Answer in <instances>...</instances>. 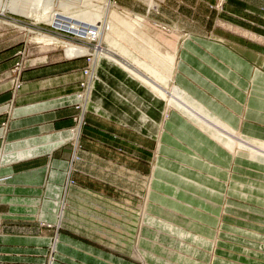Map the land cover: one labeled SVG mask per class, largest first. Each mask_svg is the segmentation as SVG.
<instances>
[{"label": "crops", "instance_id": "obj_1", "mask_svg": "<svg viewBox=\"0 0 264 264\" xmlns=\"http://www.w3.org/2000/svg\"><path fill=\"white\" fill-rule=\"evenodd\" d=\"M194 1V8L207 3ZM215 1L230 14H238L237 22L244 27L236 33L221 29L212 36L204 33V26L182 28L189 39L180 50L181 34L161 35L146 18L111 6L106 17L109 29L98 39L109 44L110 52L120 43L136 42V50L124 51L134 71L165 91L176 84L189 105L201 113H216L214 121L233 132L234 145L244 143L240 136L264 143V0ZM147 7H154L152 0ZM97 57L95 73L91 69L87 75L89 100L79 111L81 61L25 69L16 89L7 77L0 81V264H45L51 247L59 253L53 264H264V167L238 158L233 147L231 152L224 145L220 148L186 116L171 112L164 118V104L153 88L113 59ZM109 63L124 70H115L121 80L130 76L148 91L136 95L119 78L109 79L113 71ZM104 72L107 82L99 78ZM97 84L118 86L121 91L112 93L114 102L144 106L145 112L136 111L155 124L156 131L145 134L155 147L139 205L135 191L120 189L114 198L92 189L106 184L92 174L95 169L117 179L124 178L121 172L134 186L139 185L142 171L140 162L127 163L126 156L119 162L112 149L125 129L117 118L127 115L119 109L113 112L116 118L102 112L106 85L94 96ZM80 114L74 134L73 118ZM128 129L138 141L132 143L138 148L133 152L141 153L143 132L135 125ZM71 137L80 162L69 160ZM109 154L114 161L107 162ZM252 173L262 174V179ZM224 219H236V225H227L249 241L247 248L225 241L218 260V226ZM207 221L217 227L215 231L205 225ZM244 221L261 225V233L254 227L257 235L250 231ZM137 249L144 262L137 258Z\"/></svg>", "mask_w": 264, "mask_h": 264}, {"label": "rangeland", "instance_id": "obj_2", "mask_svg": "<svg viewBox=\"0 0 264 264\" xmlns=\"http://www.w3.org/2000/svg\"><path fill=\"white\" fill-rule=\"evenodd\" d=\"M188 1L189 3L186 4V1L178 2V0H165L164 2H161V4H159L158 1L152 0V4L154 7L149 10L147 7L148 0H0V63H2L0 64V81L5 80L7 77L6 80H12L14 82V89H16L19 87L20 83L19 76L25 69L36 66H47L53 63L81 61V72L84 78L79 83V92L77 94L79 104L76 106V108L78 109V111L81 109V106L82 110L85 109L84 107L85 105H87L90 95L89 90L87 92L89 83L87 73L91 69L90 60H93V72L95 73L97 67V56L103 55L101 51H97L96 55L94 50L101 47L103 51H107L108 53H110V55H112L115 60H118L128 68L132 69V60L124 55V51H133L138 47L136 42H123L125 44L120 43V45H118L119 47H115L116 49H114V51L111 50L112 52H110L108 50L109 44L107 42H104V45H102V43L98 39L101 38L104 33L101 24L103 20L108 16L111 6H113V8L115 9L118 8L117 10L124 9L130 12L133 16L146 18L149 24L155 27V31L161 35L170 37L171 33L173 32L176 34H181L180 40L178 41L180 50L183 49L184 42L189 39L188 36L182 34V28H187L192 25H195V27L204 26V33L207 36H212L215 31L220 33L221 29L222 32L223 29H227L232 30L236 33L238 32L237 29L244 27L237 22L238 14L236 15L233 13L234 15H232L230 14V10H223V4L220 1L216 2L215 0H207L205 6H200L197 8H194V6L196 5L194 0ZM187 5L189 6L187 7ZM177 6H180V8L177 9ZM89 34L90 36L92 35V37L95 36L96 38H93V40H86V36ZM54 39H58L60 43L57 44L58 41H54ZM73 46L81 47L85 52L88 53L80 54L75 51V48ZM76 56L82 57L75 58ZM103 57L106 60H109L110 58L108 56L106 57L105 55H103ZM175 61L176 63H178L180 61V57L177 56L175 58ZM108 68H113V71H109V79L119 78L116 74V71H124L119 65L115 63H109ZM140 71L144 74L142 70ZM10 75L12 76L10 77ZM99 78L105 82L108 81L105 72L104 74L100 73ZM118 81H120L124 86H127L129 89L134 90L136 95H142L143 91H148L146 87L139 86L140 84L135 82V80H133V78L130 76H127L123 80L119 78ZM163 82L166 84V81ZM104 86L105 88L103 92L105 91V105H102V112L105 111L110 117L116 118L117 116L113 112L119 109L122 114L127 115V118L122 115L117 118L123 121L122 124L125 125V129H122V136L119 138L120 140L118 146L111 147L119 155V162L123 160V156H126L125 160L127 161V163L132 162V160L141 163V181L138 186H134L128 181L127 175H123L121 172H119V174L121 176H124V178L122 179L120 177V179H117V177H114L112 175H106V173L105 175L102 174L100 169L98 168L95 169L92 174L97 178L101 177L102 179H104V181H106V184L99 186L94 185L92 186V189L94 191H101L105 196H111L114 198H117L116 196L117 194H119L120 191L118 190L120 189H124L125 191L127 190L130 193H133L135 191V196L138 197L137 205H139L144 195L145 182L150 172V154L152 153L151 150H153L155 147L154 140L150 139V137L147 138L145 134H148L149 130H151V132H155L156 127L155 124L150 121V118L144 115L145 113L140 114L136 111V108H141L144 112L146 110L143 109L145 108L144 106L140 107L136 103H134L135 99H132V97H129L128 99L129 102L134 103V107L121 106L118 103L114 102L112 93L114 92V90L121 91L118 86H112L113 88H111L107 84H97L94 88V96H98L100 90H102L101 88H103ZM175 89L180 94L182 93V90L180 88L178 89V86L176 84H170V88L167 89V92L172 93ZM154 95L158 99H160V101H162L164 107L167 105L166 98L161 97L156 93ZM80 100L82 101L81 104ZM186 105L187 108H189L192 113L195 114V116H198L200 118L202 117V113L196 107V105L192 106L187 102ZM169 110L164 114L165 118L171 112H175L180 116L183 115L184 117H187L186 113L184 115V113H182L179 107H177L176 105H172ZM210 117L214 118L213 116ZM81 119V114L73 118V126L70 128V131H74V134L78 123L81 122ZM186 119L190 118L188 117ZM191 122L193 123V121ZM134 125L135 127H138L141 132H143V136L141 137V153L136 152L137 154L134 153L133 150L138 151V148L137 146L134 147L132 143L134 141L138 143V141L134 140V137L132 136L133 133L128 129L134 127ZM221 126L223 129H225V131L233 133L227 126ZM208 133L210 132L208 131ZM217 136L218 138L223 140V144L225 147H233L234 149H236L235 151L237 152L238 158L247 159L253 162L255 161L260 164V166L264 167V143L260 140H254L251 138L247 139L240 136L239 140H241L245 144L242 143L240 144V146H237L234 145L231 141L226 140L223 136L218 134ZM149 141H151V143ZM72 143L74 144V140L71 137V145L73 149L70 151L69 160L72 163L80 162L82 157L80 156V153L78 154V152L74 150L75 144L73 145ZM108 144L111 145L110 143ZM105 158L107 162L112 160L110 154L106 155ZM252 174L255 178L262 179V177H260V175L262 176V174H260L259 176L256 173ZM231 182H234V180H231ZM232 221L226 219H224V221H219L221 222L222 227L219 223L218 227L220 228H218V246L216 252V258L218 260L220 259L219 254L223 253L220 252L219 249H226V246H224L226 242L234 243L236 245H241L244 248H247L246 246L248 244L246 243H248L247 241L249 240L235 234L234 230L229 226L236 225L233 223H237V221L236 219H232ZM228 223L230 225H227ZM243 223V225L245 226L248 225L249 228H247L250 231H254L253 227L259 229L256 230V233L258 235L261 233L259 231H262L260 230L262 229L261 225H257L254 223L250 224L245 221ZM239 224L241 225V222ZM126 225H128V223ZM205 225L214 231L217 228L212 226V224L208 221L205 223ZM225 228L226 231L223 232ZM228 228L231 232H228ZM46 229H49V227H46ZM132 229V233L129 237L132 238V240H135L137 226L135 227L134 225ZM133 231L135 232L134 234ZM126 237H128V235H126ZM104 252L106 253L107 251ZM57 254L59 253H57L53 249V247H51L45 256V264H53L54 260H56L55 257ZM209 264H212V261H210Z\"/></svg>", "mask_w": 264, "mask_h": 264}, {"label": "bare ground", "instance_id": "obj_3", "mask_svg": "<svg viewBox=\"0 0 264 264\" xmlns=\"http://www.w3.org/2000/svg\"><path fill=\"white\" fill-rule=\"evenodd\" d=\"M101 26L103 27L102 30H104V32H107L108 29H109V26H110V22L108 21V19L105 18L103 20ZM97 51H101L103 53V55H105L106 57L107 56L110 57V59H113L115 62L119 63L121 66L123 65L124 68H126L127 71L130 72V74L131 73L134 74L143 83H145L148 86H150L151 88H153L155 90L154 93H156L157 95H159L161 97L166 98L167 99V102H166L167 105L164 107V113H166L170 109V107H172V105H176L177 107H179V109L181 110V112L184 113V115L186 113L187 117H189L193 121V123H194L193 126L196 129H198L201 134H204L205 136H207L209 138V140L211 139L212 142H214L220 148H222V146L224 144H223V140H221L220 138H218L217 134L223 136L226 140L231 141L233 143V140L232 139H234V137L232 136V134L230 132H228V131H225V129L222 128L221 124L214 122L213 118L210 117L212 115L217 117V114L216 113L209 111V112H211V114H209V112L203 110L202 111V114L203 115H202L201 118L198 117V116H195V114H193L192 111L189 108H187L186 101H183V98H182L181 94L179 92H177L176 89L173 90L172 93H169V92L165 91L163 88H161L160 86H158L155 83L149 81L142 74L138 73L137 71H134L133 69L128 68L126 65L122 64L118 60H115L113 58V56L110 55V53H108L107 51H103L101 47L95 49V53H97ZM90 67H91V69H93V60L92 59L90 60ZM91 69L89 70L90 73H91ZM89 72L87 73V75H89ZM172 79L170 78L171 83L173 81ZM208 131L210 133H208ZM225 148L228 149L229 152H231V147L230 148L225 147ZM135 253H136L137 258L140 261L144 262V258H143V256L140 255L141 252L138 251V249L135 251ZM212 256H214V255H212Z\"/></svg>", "mask_w": 264, "mask_h": 264}]
</instances>
